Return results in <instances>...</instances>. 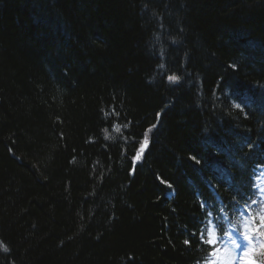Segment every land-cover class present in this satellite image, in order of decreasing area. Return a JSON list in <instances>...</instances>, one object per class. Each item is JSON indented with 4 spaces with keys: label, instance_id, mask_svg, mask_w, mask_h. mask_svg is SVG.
Segmentation results:
<instances>
[{
    "label": "trees",
    "instance_id": "obj_1",
    "mask_svg": "<svg viewBox=\"0 0 264 264\" xmlns=\"http://www.w3.org/2000/svg\"><path fill=\"white\" fill-rule=\"evenodd\" d=\"M260 165L264 0H0V264H201Z\"/></svg>",
    "mask_w": 264,
    "mask_h": 264
},
{
    "label": "snow or ice",
    "instance_id": "obj_2",
    "mask_svg": "<svg viewBox=\"0 0 264 264\" xmlns=\"http://www.w3.org/2000/svg\"><path fill=\"white\" fill-rule=\"evenodd\" d=\"M157 40H159V37H157ZM161 54H163V49H161ZM163 67V65H161ZM233 69L236 68V65H230ZM181 77L172 74L167 76V80L172 84H179ZM219 87V85H218ZM238 91V90H237ZM246 106V102L242 99L241 103H236L235 100H232V107L244 111V107ZM247 115V113H245ZM123 127H127V125H124ZM155 127V125H153ZM114 130L116 132L121 131V126L115 125ZM151 128H149L145 134L142 141L139 142L138 147L134 148V155L132 157L133 161H138L141 159V157L144 155L145 150L148 148L149 141H148V132H151ZM107 131V129H105ZM252 145L249 143V148H251ZM191 160L195 161L197 164L200 163V161L197 159L196 156H191ZM157 181L161 185H166L168 189H172V184L165 178L157 175L156 177ZM255 191L253 195L255 196V199H253L251 196L247 197V203L245 204L246 209H251L253 205H258L259 207V222L257 224V227L255 229V232L259 235V247L257 248L253 241L256 239L255 235L249 234L247 232L243 233V239L248 242L247 246L243 249V256L241 259V264H264V188L260 186L259 183L254 184L252 186ZM171 195V193H169ZM243 199V198H242ZM237 204H239V201H236ZM206 206V205H205ZM220 212H224V208L219 209ZM242 215H247L246 212H242ZM212 212H208L205 214V219L207 216H211ZM220 218L217 217V221ZM204 221L202 220L201 223ZM208 223H212V221H209ZM207 227V226H206ZM217 227H220L222 229V225L217 224ZM198 236V242L203 241L205 244L212 247V251L209 253V259L205 261V264H235L237 259V253L235 251L229 252L227 249H221L216 247L218 243L217 236L213 233V231L209 230L207 233L208 238L205 239V233L204 231H199L196 233ZM233 244L235 245V249H241V244L236 241L235 238H233ZM185 244H190L191 242L189 240L184 241ZM0 248L4 252H9V248L3 243V241H0ZM223 253V255H221ZM259 256L260 259H256V256Z\"/></svg>",
    "mask_w": 264,
    "mask_h": 264
},
{
    "label": "rangeland",
    "instance_id": "obj_3",
    "mask_svg": "<svg viewBox=\"0 0 264 264\" xmlns=\"http://www.w3.org/2000/svg\"><path fill=\"white\" fill-rule=\"evenodd\" d=\"M139 161V160H138ZM138 161H135V164L138 162ZM245 229L247 230V233H249V230L251 231L252 228L250 225H248L247 227H245ZM213 231V229H212ZM214 233V231H213ZM215 234V233H214ZM216 235V234H215ZM240 243V242H239ZM241 244V243H240ZM257 245H259V242L256 243ZM222 249H227L229 252L231 251H236L237 249H235V245L233 244V242H228V241H225V243L223 244L222 246ZM221 255H223V253H221Z\"/></svg>",
    "mask_w": 264,
    "mask_h": 264
},
{
    "label": "bare ground",
    "instance_id": "obj_4",
    "mask_svg": "<svg viewBox=\"0 0 264 264\" xmlns=\"http://www.w3.org/2000/svg\"><path fill=\"white\" fill-rule=\"evenodd\" d=\"M261 183H262V186L264 187V172L262 174Z\"/></svg>",
    "mask_w": 264,
    "mask_h": 264
}]
</instances>
